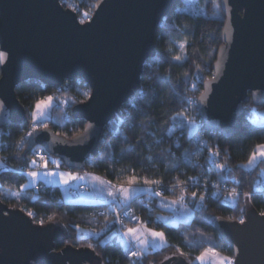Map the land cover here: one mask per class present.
Segmentation results:
<instances>
[{
	"label": "trees",
	"instance_id": "obj_1",
	"mask_svg": "<svg viewBox=\"0 0 264 264\" xmlns=\"http://www.w3.org/2000/svg\"><path fill=\"white\" fill-rule=\"evenodd\" d=\"M198 2L202 10L192 12L178 6L189 4L188 0H176L168 14L158 21L154 33L155 53L142 68L138 89L131 92L116 117L103 127L96 147L82 168L117 184L128 185L132 176L140 186L145 185V180L160 181L163 193L154 196L152 205L145 206V193L131 203L142 223L163 231L166 247L132 260L117 232L104 238L116 231L115 215L109 204L64 201L55 185L53 189L50 185L42 187V184L38 189L21 188L27 182L26 171L39 165L33 166L30 161L40 145L27 148L28 127L25 125L0 127V156L4 162L0 168V199L27 214L35 213L44 219L43 224L58 221L64 230V239L55 249L68 244L91 245L100 256L101 264H157L169 255L183 252L189 263L196 264V257L206 248L233 256L231 248L221 241L214 223L221 217L229 220L241 217L246 193H251L248 203L260 213L264 212V195L253 191L254 179L264 171V163L258 162L252 169L244 167L255 145L264 143V131L259 130L258 125L253 126L250 118H244L239 130L225 137L219 132L205 130L196 113L195 99L202 92L204 80L212 76L224 20L220 1ZM61 4L64 8L71 5L78 19L87 20L83 13L90 16L96 0H61ZM181 43L185 45L183 49L179 47ZM175 56L182 58L173 59ZM85 85L81 78L66 81L61 92L66 103L56 100L50 117L40 128L46 125L68 138L83 131L85 120L72 118L70 109L73 104L83 102L78 88L83 89ZM56 89V86H47L35 79L17 84L16 97L26 110L28 120L35 102ZM245 106L254 107L250 101ZM254 108L264 109V104ZM181 112L196 121L193 130L178 119L177 114ZM217 151L218 156L211 155ZM213 160L215 164L211 163ZM221 164L225 165L223 169L215 166ZM61 167L65 165L61 163ZM211 180L239 188L241 194L237 202L234 204L222 196L212 197L210 189L204 187ZM11 191L19 195L8 196ZM192 193H196V197ZM163 196L183 197L193 212L191 218L177 225L164 223L157 213L166 210L157 204ZM201 196L205 197L203 201ZM101 207L104 212L99 214L97 210ZM78 227L91 230L92 234L81 236Z\"/></svg>",
	"mask_w": 264,
	"mask_h": 264
},
{
	"label": "water",
	"instance_id": "obj_2",
	"mask_svg": "<svg viewBox=\"0 0 264 264\" xmlns=\"http://www.w3.org/2000/svg\"><path fill=\"white\" fill-rule=\"evenodd\" d=\"M175 1L101 0L91 21L80 25L77 13L61 0H0V51L7 53L0 63V101L5 104L0 127L29 123L16 97L19 82L35 79L59 87L83 79L91 95L70 109L72 118L85 120L83 131L68 138L46 126L31 142L27 137V148L40 145L67 169H82L103 127L138 89L142 68L155 53L156 25ZM218 1L224 14L221 44L195 109L205 130L229 137L247 116L245 104H264L253 102V93H264V0ZM243 210V224L221 217L214 226L231 248L233 264H264V216L250 204ZM59 226L58 221L37 224L23 209L0 199V264L102 263L89 246L55 249L64 239ZM168 257L157 264H192L179 254Z\"/></svg>",
	"mask_w": 264,
	"mask_h": 264
},
{
	"label": "snow or ice",
	"instance_id": "obj_3",
	"mask_svg": "<svg viewBox=\"0 0 264 264\" xmlns=\"http://www.w3.org/2000/svg\"><path fill=\"white\" fill-rule=\"evenodd\" d=\"M101 6V0H96V7H100ZM69 8H71V5H68ZM73 11H75V9H72ZM83 15L87 18V21H91L92 17H90L88 15V13H83ZM80 25H85L86 20L85 19H80L79 21ZM179 47L181 49H183L185 47V45L183 43H181L179 45ZM182 57L180 56H175L173 57V59L176 60H180ZM7 59V53L6 52H2L0 51V63H3L5 60ZM157 79H160L159 77H157ZM207 89V85L205 86ZM91 93L90 92H85L84 96L86 98L90 97ZM55 99V97L53 96H48L45 98H41L39 100H37L34 104V109L33 111L30 113L31 116V120H32V129L31 131H29L27 133V137L29 138V141L31 142V139L34 137V135L37 133L38 129L40 128L41 124L43 123V121L46 119L47 117V113L48 110L52 107V101ZM204 99H206V96H202L200 103L203 104ZM191 102V101H189ZM253 102L254 103H264V93L261 94H257V93H253ZM5 111V104L3 101H0V113ZM261 114L256 113V110L253 109H248L247 110V116L246 119L248 117H252L251 119V123L253 126H259V130L264 131V121L261 120H257L255 117L260 116ZM177 117L185 119L187 121V124L190 125L191 127L195 128L196 127V121L194 119H188L184 116V113H178ZM177 117H173L172 119L175 120L177 119ZM46 127V125H45ZM89 128L92 127V125L88 126ZM21 139H24V137H22ZM199 143H203L202 141H200ZM39 161H43V167L47 168L48 166V159L42 155L41 153H37L36 154ZM212 156H218L219 155V151L217 152H213L211 153ZM260 162H264V143H259L257 145H255L254 149L252 150L251 154L248 156V160H247V164L244 165V167H248L251 168L253 165L256 164L257 161ZM38 161L37 159H33L30 161V164L35 166L37 165ZM51 163L53 165H55L56 168H59V161L57 160H52ZM211 163L215 164V161H211ZM216 167H219L221 169H223L225 167V165L221 164V165H215ZM27 175L33 179H35L39 173L38 172H28ZM47 176H59L61 179L62 183H69V181L72 180H82L84 179V177L79 176V175H75L72 173H61V172H53V171H49L46 173ZM95 179H99V178H95ZM189 179H193L192 177H190ZM101 183H104L103 181H101ZM138 183L137 178L135 176H132L131 178L128 179L127 184L128 187H120L118 189H115L114 191H109L108 195L110 197H112L114 200L117 198L122 199V201L127 202L132 198L133 193L136 191V189L134 188V185H136ZM145 185H159L160 181H150V180H145L144 181ZM24 186L21 185V188H23ZM150 191L152 190L151 188L149 189ZM156 196H160L161 193L160 192H155L154 193ZM193 197H196V193H192ZM246 197L250 198L251 197V193H246L245 194ZM205 199L204 196L200 197V200L203 201ZM183 200V197H181V201ZM173 203H176V201H173ZM29 215H32V213H29ZM261 216H264V212H261L260 214ZM132 219H137L135 217H131ZM117 222H120V218L117 217ZM240 223L243 224L244 220L241 219ZM124 237L126 238L125 243L127 244V246L129 248H131V246L133 245V243H135L136 247L138 250L136 251H131V256L133 257H137L140 258L142 257V255L147 252L148 249L150 248H163L166 247V237L165 234L163 232H156L153 231L151 229H147L144 228L143 230H141V228H128L126 229V231L124 232ZM143 237V238H141ZM89 247H91V245H89ZM180 255L183 256L184 253L180 252ZM211 256L213 258L216 259L217 264H233V260L229 257H224V256H220V254L218 252H216L214 249H205L200 256L196 257V260L199 261V264H206V260L207 258ZM172 259V257H165V260H170Z\"/></svg>",
	"mask_w": 264,
	"mask_h": 264
},
{
	"label": "rangeland",
	"instance_id": "obj_4",
	"mask_svg": "<svg viewBox=\"0 0 264 264\" xmlns=\"http://www.w3.org/2000/svg\"><path fill=\"white\" fill-rule=\"evenodd\" d=\"M188 3L189 4H183V5H178L179 6V8H182V9H184V10H187V11H192V12H200L201 10H202V8H203V6H202V4L200 3V2H198V0H188ZM65 83V82H64ZM63 83V84H64ZM63 84H61V87L60 88H58V89H56V90H54L53 92H51L49 95H47V96H45V97H48V96H53V97H55V99L52 101V105L55 103V101L56 100H58V101H61L62 100V102L63 103H66V98L65 97H62V91L65 89L64 88V86H63ZM85 92H88V90L87 89H79L78 88V93H79V95H80V97H82V99L84 98V100L86 99V97L84 96V93ZM45 97H42V98H45ZM254 107H252L251 109H253ZM33 109H34V106H33V108H32V110L30 111V113L33 111ZM255 110H256V113H259V114H261L260 116H257V117H255L257 120H262V119H264V109H260V110H258V109H256V108H254ZM51 112H52V107L48 110V113H47V117H46V119L47 118H49L50 117V115H51ZM30 115V114H29ZM184 116L186 117V118H188V119H192V117L190 116V115H185L184 114ZM248 118H250V120L252 119V117H248ZM45 119V120H46ZM178 119L179 120H182L184 123H186L187 124V121L185 120V119H182V118H179L178 117ZM44 122V121H43ZM28 128V130L30 131L31 129H32V120H31V116H30V120H29V123L26 125ZM189 126V128H190V130H193L194 128L193 127H191L190 125H188ZM196 126H197V124H196ZM175 127L173 126V129H174ZM27 130V131H28ZM28 131V132H29ZM40 147V146H39ZM39 147H37V148H39ZM41 148H42V146H41ZM0 158H1V156H0ZM47 159H48V161H49V163H48V166H47V168H44L43 167V161H39V159L37 158V157H35L34 156V159H37V161H38V163L37 164H39L36 168H32V170L33 169H36V170H40V171H43V170H54L56 167H55V165H53L52 163H51V161L52 160H57V161H59L56 157H54V156H47L46 157ZM1 160H2V158H1ZM2 162H3V160H2ZM258 162H260V161H258ZM257 162V163H258ZM3 165H4V162H3ZM67 169L66 167H64V168H62L61 167V163L59 162V168H56V169ZM248 168V167H247ZM252 168V167H251ZM32 170H28V171H32ZM68 171H71V172H76V171H80L81 173L82 172H87L86 170H83V169H80V170H78V169H76V170H71V169H67ZM28 171H26V173L28 172ZM261 175H263L264 174V171L262 172V173H260ZM43 185V184H42ZM80 186H84V188H82V190H84V189H86L87 188V185H80ZM79 186V187H80ZM40 186L39 185H37V187H36V189H38ZM80 191V190H79ZM146 191H147V189H145L144 190V193H146ZM14 195V196H16L17 197V195H19L18 194V192H16V191H11V192H9L8 193V196H10V195ZM241 194V192H240V189L239 188H236V187H234V186H231L230 187V190H229V192H228V194H227V196H225L226 198H228V199H230V201H232L234 204L237 202V197L239 196ZM138 197V196H137ZM137 197H135V198H133V199H136ZM132 199V200H133ZM248 199L249 198H247V197H245V204L243 205V209H245L247 206H248ZM173 201H176V203H173ZM132 202V201H131ZM127 203V204H131V205H133L132 203ZM159 206H160V203L162 202L163 203V205L164 206H160V207H162L163 209H166L165 211H160V210H158L157 211V213H158V216H159V219H161L164 223H168V224H173V225H177V223L178 222H180V221H182V222H187L190 218H191V216H192V214H193V212H192V210H191V207L188 205V204H186L185 203V201H181V198H176V199H173V198H171V197H168V196H163V197H159ZM111 205H114V204H109V207L111 206ZM123 205H125V204H123ZM134 207V206H133ZM103 208V207H102ZM243 217V215L241 216V217H239L238 219H241ZM34 218H36L37 220H40V221H42V222H44V219H41V217H38V216H36V214L34 215ZM117 222V220H116V217H115V223ZM141 222V220H138V221H135V222H130V221H125V225H124V227H120V226H118V222H117V231L121 234V235H123L124 234V232L126 231V229H128L130 226H132L133 224H138V223H140ZM59 228L60 229H62V227L61 226H59ZM62 231H63V229H62ZM89 232V230H86V229H84V228H80V227H78V234L79 235H82V236H84L86 233H88ZM133 245H135V243L133 244ZM206 249H214V248H206ZM215 250V249H214ZM216 252H218L217 250H215ZM203 252V251H202ZM201 252V253H202ZM200 253V254H201ZM219 254H220V256H224V257H229V258H231L232 259V257L231 256H229V255H226V254H221L220 252H218ZM200 254L198 255V256H200ZM214 258L213 257H211V256H209L208 258H207V260H206V264H212V261H214L213 260ZM195 263L196 264H199V261H197L196 259H195ZM216 264V263H215Z\"/></svg>",
	"mask_w": 264,
	"mask_h": 264
},
{
	"label": "crops",
	"instance_id": "obj_5",
	"mask_svg": "<svg viewBox=\"0 0 264 264\" xmlns=\"http://www.w3.org/2000/svg\"><path fill=\"white\" fill-rule=\"evenodd\" d=\"M261 121H264V119H262ZM246 164H244V165H246ZM3 166H4L3 162L0 158V168ZM254 166L255 165H253L252 167H254ZM247 169H252V168H247ZM49 171L61 172V173H72L75 175L82 176V177H84V179L72 180V181H69V183L65 184V183L61 182V179L59 176H47L46 173ZM28 172H38L39 175L35 179H33L27 175ZM28 172L26 173L27 182L23 185L24 188H28V189L32 190V188L36 189L37 185H40V184H46V185H51V186L55 185L59 189L60 195L62 196V199L64 201H74V202L78 201V202H82V203H86V204H88V203H94V204L107 203V204H110L111 203L114 205L121 206L123 204L130 203L133 198H135L139 195H142L144 193V190L147 187V185H142V186L134 185V188L136 189V191L133 193L132 198L129 201L124 202L120 198H117L114 200L112 197H110L108 195V192L114 191L115 189H118L120 187H128V185L117 184V183L111 182L110 180H107L106 178H104L102 175L96 174V173L88 171V170H87V172L81 173L80 171L71 172V171H68L67 169L64 170L61 168L60 169L55 168L54 170H43V171L33 169L32 171H28ZM95 178H99V179H95ZM101 181H103L104 183H101ZM80 185H87V188L84 190L78 191L76 195L71 194V190L78 188ZM158 201L159 200H157V204L159 205ZM160 206H164L162 202L160 203ZM158 218H159V216H158ZM129 228H141V230H143L144 228H147V229H151V230L156 231V232H163L160 229H156V228L154 229V228L150 227L149 225H146L145 223H142V222H140L138 224H133ZM115 232H117V234H118L117 237H119L122 245H124L125 247H128L127 244L125 243L126 238L124 237V235H121L117 231V227H116V231L111 232V234L105 236L104 238H108L109 236H111ZM90 234H92L91 230H89V232L86 233L84 236H89ZM141 238H143V237H141ZM156 249H159V248H150L147 250V252L155 251ZM147 252H145V253H147ZM213 260L214 261H212V264H215V263L217 264L216 259L214 258Z\"/></svg>",
	"mask_w": 264,
	"mask_h": 264
},
{
	"label": "built area",
	"instance_id": "obj_6",
	"mask_svg": "<svg viewBox=\"0 0 264 264\" xmlns=\"http://www.w3.org/2000/svg\"><path fill=\"white\" fill-rule=\"evenodd\" d=\"M85 83V82H84ZM86 84V83H85ZM61 86L59 87H56L57 89L60 88ZM82 88L84 89H87L88 92H90V87L88 84H86L85 86H83ZM29 131V130H28ZM28 133V132H27ZM41 153L42 155H44L45 157L47 156H50V154L42 147H39L35 150V154L34 156L37 157V153ZM38 158V157H37ZM208 184V185H207ZM207 184L204 185L205 188H208L210 189V195L212 197H224L227 196L229 190H230V187L226 186V185H220V184H217L215 181L211 180L210 182H208ZM42 187H47L46 184H43ZM51 189H53V186H49ZM253 191L257 192V193H260L261 195H264V174L261 175V174H258L255 179H254V184H253ZM82 188H84V186H80L74 190H71V194L73 195H76L77 192L79 190H82ZM152 189L151 191L149 189ZM147 191L145 193V206H149V205H152V201H153V198L154 196H156L154 193L155 192H160L161 194L163 193V188L162 186L159 184V185H147L146 187ZM33 197H37L36 195H33ZM109 209L113 212V214L115 215L116 217V220H117V217L120 218V222L118 223V226L120 227H124V223L125 221H130V222H135V221H138L140 220V216L139 214L135 211L133 205L131 204H125V205H121V206H118V205H111L109 207ZM97 212L100 214V213H103L104 212V209L101 207L97 210ZM32 213V215H29L31 217V219H33V221H35V223L37 224H40V225H43V222L40 221V220H35L34 219V215L35 213L33 212H30ZM131 217H135L137 219H132ZM243 219V217L241 218ZM241 219H237V220H241ZM116 226H117V222H116ZM128 248V251H127V256L130 258V259H134L135 257L131 256V251H136L138 250L136 245H132L131 248L127 247Z\"/></svg>",
	"mask_w": 264,
	"mask_h": 264
}]
</instances>
